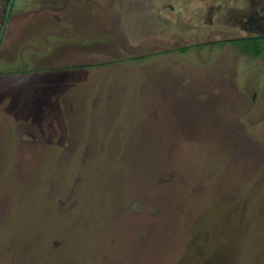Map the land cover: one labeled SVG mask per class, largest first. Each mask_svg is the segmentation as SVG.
<instances>
[{"label":"rangeland","instance_id":"rangeland-1","mask_svg":"<svg viewBox=\"0 0 264 264\" xmlns=\"http://www.w3.org/2000/svg\"><path fill=\"white\" fill-rule=\"evenodd\" d=\"M211 1L14 0L0 264H264V46Z\"/></svg>","mask_w":264,"mask_h":264},{"label":"flooded vegetation","instance_id":"flooded-vegetation-1","mask_svg":"<svg viewBox=\"0 0 264 264\" xmlns=\"http://www.w3.org/2000/svg\"><path fill=\"white\" fill-rule=\"evenodd\" d=\"M14 3L15 2H13V6L10 10L8 19L10 17L12 9L15 6ZM206 8L209 10L208 13H205V16L207 18L204 19L207 23L210 24L214 23L213 25H216L221 22L222 23L227 22L230 23L228 24L229 26L231 25L232 28H235L234 30H239V32L240 31L246 32L244 36L230 37L227 38L226 41H231L234 38L235 39L259 38L261 41H264V37L257 36L258 34L260 35L261 33H264V0H246V1L245 0H218V1L213 0L209 2ZM235 14H238L239 16L238 25L240 29L236 28L235 25L236 23L233 22L231 23V20H234L232 19V16H234ZM5 30L6 27H4L2 35H4ZM1 41H2V36L0 42ZM217 42H222V40Z\"/></svg>","mask_w":264,"mask_h":264},{"label":"trees","instance_id":"trees-1","mask_svg":"<svg viewBox=\"0 0 264 264\" xmlns=\"http://www.w3.org/2000/svg\"><path fill=\"white\" fill-rule=\"evenodd\" d=\"M234 42L242 43L241 51L243 54L259 56L262 50L263 45L261 44V40L259 38L255 39H236ZM258 42H260L258 44ZM187 47L181 48L182 51L187 50Z\"/></svg>","mask_w":264,"mask_h":264},{"label":"water","instance_id":"water-1","mask_svg":"<svg viewBox=\"0 0 264 264\" xmlns=\"http://www.w3.org/2000/svg\"><path fill=\"white\" fill-rule=\"evenodd\" d=\"M13 2H14V0H8L6 3V8H5L4 17H3V24L0 27V40H1V36H2L3 30H4V27H5L6 21L8 19L9 13H10V10L13 6ZM257 36L258 37H264V33H261L260 35L258 34Z\"/></svg>","mask_w":264,"mask_h":264}]
</instances>
